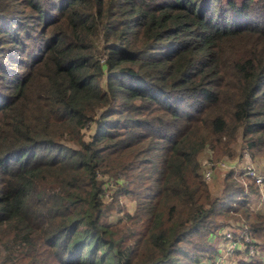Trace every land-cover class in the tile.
Listing matches in <instances>:
<instances>
[{
  "label": "trees",
  "instance_id": "obj_1",
  "mask_svg": "<svg viewBox=\"0 0 264 264\" xmlns=\"http://www.w3.org/2000/svg\"><path fill=\"white\" fill-rule=\"evenodd\" d=\"M244 150L264 181V0H0V264H187L218 228L264 264Z\"/></svg>",
  "mask_w": 264,
  "mask_h": 264
},
{
  "label": "rangeland",
  "instance_id": "obj_2",
  "mask_svg": "<svg viewBox=\"0 0 264 264\" xmlns=\"http://www.w3.org/2000/svg\"><path fill=\"white\" fill-rule=\"evenodd\" d=\"M204 150L208 154L211 153V150H209L208 148L204 149ZM245 152L247 153L248 158H245L244 155L241 154L240 164L237 165L234 163V167L239 168L240 165L241 166L243 165L245 159H247L249 161V163L252 164L255 171L261 174V172L263 171V166L261 165V162H260L261 160L259 161L260 158H258V160H257V159H255V157L251 156L246 150H245ZM216 159H217V161H219V164L220 163H222V164L230 163L233 165V162H234V161L232 162V160H228L225 156H221L218 158H211V157L206 158V157H204L203 161L212 162L213 160H216ZM219 164H218V162H216V164H215L216 166L214 165L216 168H214L213 172H212L214 174L213 177H215V178H214V182H212V184L209 185V190L211 193H216V191L218 189L217 185L219 184L218 176L220 175V172H222L224 170V167L220 166L221 164L220 165ZM206 169H209V172H211L210 168L207 167L204 170H206ZM242 174H244L243 171H242ZM203 177H204V175H203ZM204 178H207V177H204ZM260 187H262L261 189L263 191L264 183L261 184ZM119 199L121 200V202L124 203V205L126 206L127 209H131L133 202L127 196H120ZM114 217H115L114 214L109 215V219H111V220H113ZM190 239L193 241V243H199L201 245V247H200V250H198V251L195 250L192 252V257L187 264H206L210 261V260L208 262L206 261V259H207L206 257H208V256L210 259H212L214 262H216L218 259V255H219L218 253L222 252L220 250V247L223 249L227 244L226 240H222L221 228L212 230L211 232H203V234L200 231L199 233H195L194 235H191ZM239 255H241L239 252L237 254H234V250L232 251L231 254L230 253L224 254V256H226V260H227L224 264H234V260L232 261V259L239 256ZM244 258H248L247 255H244Z\"/></svg>",
  "mask_w": 264,
  "mask_h": 264
},
{
  "label": "built area",
  "instance_id": "obj_3",
  "mask_svg": "<svg viewBox=\"0 0 264 264\" xmlns=\"http://www.w3.org/2000/svg\"><path fill=\"white\" fill-rule=\"evenodd\" d=\"M244 155L245 158H248L247 156V153L245 152V150L243 151L242 153ZM218 164H219V161H217ZM221 164V165H220ZM219 165L220 166H229V165H232L230 163H226V164H222L220 163ZM242 171L244 174H246L247 176L251 177L253 179V181L259 186V188L261 189L262 187H260L261 184L264 183L263 179H262V175L258 172L255 171L254 167L252 166L251 163H249V161L247 159H245L243 165H242ZM208 174H209V169H206L204 170L203 172V175L204 177H208ZM243 184H245L243 182ZM262 191V189H261ZM221 233H222V240H226L227 241V244L226 246L222 249L220 247V250L222 252L218 253V259L216 262H214L212 259L208 257H206V261L209 262L206 263V264H224V262H226V256H224V254H228V253H232V251L235 249V248H243V241H247L248 243L246 244V251L247 253H252L253 252V244L251 242H249V236L244 232L243 235H242V238L243 240L240 241L239 239H235L232 237L230 231L228 228H223L221 230ZM198 251V250H196Z\"/></svg>",
  "mask_w": 264,
  "mask_h": 264
},
{
  "label": "crops",
  "instance_id": "obj_4",
  "mask_svg": "<svg viewBox=\"0 0 264 264\" xmlns=\"http://www.w3.org/2000/svg\"><path fill=\"white\" fill-rule=\"evenodd\" d=\"M225 263V262H224Z\"/></svg>",
  "mask_w": 264,
  "mask_h": 264
}]
</instances>
